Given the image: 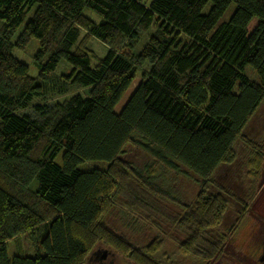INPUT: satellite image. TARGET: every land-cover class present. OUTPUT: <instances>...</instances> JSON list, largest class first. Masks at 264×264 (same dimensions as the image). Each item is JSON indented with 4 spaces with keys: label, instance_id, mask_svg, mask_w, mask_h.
I'll list each match as a JSON object with an SVG mask.
<instances>
[{
    "label": "trees",
    "instance_id": "16d2710c",
    "mask_svg": "<svg viewBox=\"0 0 264 264\" xmlns=\"http://www.w3.org/2000/svg\"><path fill=\"white\" fill-rule=\"evenodd\" d=\"M81 29L109 45L94 65ZM32 42L36 76L14 55ZM142 61L149 70L116 112ZM263 106L264 0H0V264H86L101 243L134 264H177L160 255L162 238L136 247L105 224L119 190L131 211L185 234L183 255L210 264L227 242L241 141L252 183L261 175L264 141L246 135ZM133 145L149 154L142 166L123 158ZM24 234L36 253L10 258L8 241Z\"/></svg>",
    "mask_w": 264,
    "mask_h": 264
},
{
    "label": "rangeland",
    "instance_id": "374dc122",
    "mask_svg": "<svg viewBox=\"0 0 264 264\" xmlns=\"http://www.w3.org/2000/svg\"><path fill=\"white\" fill-rule=\"evenodd\" d=\"M235 8L236 3H232L222 19H229ZM85 14L93 21L100 20L99 15L95 11L86 9ZM28 17H26V20ZM256 19L257 18L251 22L250 31L256 25ZM26 20L21 28L26 24ZM81 30L84 38L83 48L91 54V62L94 65L98 57L106 56L109 45L100 41L96 36L90 35L88 30ZM145 36L146 37H144V40L139 45L136 44L134 46L133 51L136 53L148 41L147 36H149V33H145ZM37 48L38 44L32 42L29 47L27 46L25 49H15L14 51V55L30 67V73L33 76H36L38 73L37 68L34 66L33 57ZM123 50L125 51L124 48L119 49V51ZM66 65L65 62L59 65L57 72L61 73ZM140 65L141 66H137L134 71L135 77L131 86L123 94L121 101L115 106L114 109L116 112L121 111V108L127 102L129 96L150 68L149 62L142 61ZM67 68H69L68 65ZM246 69L247 75L252 80L257 81L259 77L258 73L252 69L250 65H247ZM76 91L82 92L83 94L85 93L84 89L79 87H75L73 93ZM48 100L50 102L62 101V97H53ZM107 114L108 112L105 110L101 116H99V121L106 117ZM204 133L209 139L214 140L215 137L213 136L212 138L210 131H205ZM246 136L258 142L264 141V106L263 109L261 108L258 111L254 123L248 128ZM237 149L238 159L234 164V179L237 187L234 188L230 186V189L233 191L232 195L236 198L233 200L229 199L228 213L224 217L225 219L221 227H219L220 230L223 229L227 233V235L225 234L227 236V242L219 258L210 261V264H264V161L261 166V175L256 179V184H253L247 172L249 167L248 161L253 155V149L243 141L237 145ZM194 156V153L187 149H184L180 155L181 159L188 164H191ZM123 158L133 165L142 166L149 159V154L145 153L139 146L133 145L126 148ZM230 169L231 168H229V170ZM219 174L220 179L218 177V180L221 183L224 179L220 171ZM252 189H255L256 195L248 204L250 206V211L245 219L241 220L237 217L239 216L241 208V206H239L240 200H245L248 196H251L250 191ZM128 198L126 191H118L117 195L114 197L115 203L113 208L110 209L109 213L106 214L103 219L105 224L117 234L124 235L136 247L148 246L153 240L162 238L164 245L162 246L160 255H163L166 260H176L177 264H201L197 257L186 254L183 255L181 253L179 245L186 237L177 226L171 225L170 221L165 220L166 218L159 213L154 215L142 209L139 210L140 212L135 211L136 213H134L131 211L130 207L127 206L126 202L130 201ZM228 198H230V196ZM173 209L175 208L173 207ZM7 246L10 258L13 257L16 247L29 255L36 253V249L28 234L14 237L12 240L8 241ZM104 249H107L108 252L104 251ZM93 252H95L93 258L89 259L86 264H134L129 258L122 256L115 251L113 247L105 243H101L99 247L93 249ZM92 254L93 253H91V256Z\"/></svg>",
    "mask_w": 264,
    "mask_h": 264
},
{
    "label": "water",
    "instance_id": "95a60500",
    "mask_svg": "<svg viewBox=\"0 0 264 264\" xmlns=\"http://www.w3.org/2000/svg\"><path fill=\"white\" fill-rule=\"evenodd\" d=\"M104 251H106V252H108V250L107 249H104ZM96 252V251H95ZM95 252H93V255L95 254ZM93 255L91 256V257H93ZM105 255V254H104Z\"/></svg>",
    "mask_w": 264,
    "mask_h": 264
}]
</instances>
